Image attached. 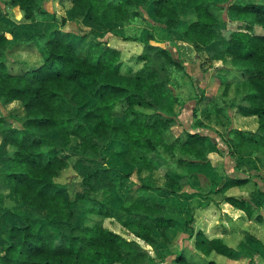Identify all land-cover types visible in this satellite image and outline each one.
I'll list each match as a JSON object with an SVG mask.
<instances>
[{
  "label": "trees",
  "instance_id": "trees-1",
  "mask_svg": "<svg viewBox=\"0 0 264 264\" xmlns=\"http://www.w3.org/2000/svg\"><path fill=\"white\" fill-rule=\"evenodd\" d=\"M71 1L68 13L97 26L90 30L96 37L114 25L142 18L152 7L151 17L164 24L166 34L180 33L197 52H221L223 39V57L241 75L230 77L228 67L215 68L223 85L222 105L216 110L227 114V108H234L243 116L257 118L256 129L229 130V148L231 155L249 150L264 168V0L231 2L225 17L220 0ZM5 4L23 11L26 20L45 14L56 17L44 0H7ZM8 27L0 9V100L21 106L20 114L0 115V138L10 148L7 164L0 167V223L20 203L45 214L25 217L23 226L10 227L0 264H157L156 258H165L158 241L171 244L179 226L195 236L196 248L206 257L223 255L225 264H264L263 252L257 251L261 258L257 260L247 249L234 248L220 237L195 233L199 201H191L188 216L181 219L170 214L167 203L143 196L160 191L193 200L194 192L184 188L189 175L183 171L207 161L210 153L211 137L199 127L171 134L178 122L173 111L174 75L190 74L185 60L175 57L164 40L144 37L136 64L123 72L121 51L102 40L82 45L84 35L60 27L23 39ZM119 35L124 40L139 39L125 32ZM196 91L203 89L196 87ZM71 101L84 107V112L74 111ZM109 142L120 147L114 162L101 157ZM69 154L99 164L85 173L84 189L74 200L55 181L69 165ZM116 169L122 172L119 177ZM126 179L131 184L124 191ZM219 180L217 190L222 191L250 177L227 175ZM225 200L253 217L254 208L246 198L227 195ZM74 202L87 206V213L95 216L93 223L74 225ZM115 213L124 216L125 227L158 255L152 256L139 241L105 226L104 219ZM54 223L62 226L60 232ZM175 262L193 264L184 251Z\"/></svg>",
  "mask_w": 264,
  "mask_h": 264
},
{
  "label": "rangeland",
  "instance_id": "rangeland-1",
  "mask_svg": "<svg viewBox=\"0 0 264 264\" xmlns=\"http://www.w3.org/2000/svg\"><path fill=\"white\" fill-rule=\"evenodd\" d=\"M6 1L0 0V9L5 13V18L7 16L13 18L11 23L7 22L8 28L14 27L15 31L19 32V29L25 26L23 22L25 17L23 19V16H21L24 15L23 11L20 12L21 14L16 15L15 9L6 5ZM67 1L44 0L45 6L52 12H54L56 2H59L63 9H67ZM234 1L248 0H220V4L223 7L221 10L222 16L225 17L226 7ZM151 14L152 7H148L142 18H138L126 25H114L112 30L105 32L102 37H96L90 32L92 28H97V26L92 25L85 19L78 20L75 18L78 23H74L73 21L69 29H66V23L64 25L61 23V26L65 30H71L74 33L84 35L82 45H86L91 40L99 39L119 49L121 51L123 72L129 66L136 64L138 55L144 49L142 39L148 35H154L157 39L164 40L175 57L185 60L190 76H187L183 71L176 72L172 85V92L177 97L176 102L173 104V111L178 115V122L173 127L171 134L173 136L182 134L185 127H199L201 131L211 137L209 140V159L207 161H200L195 166L183 171L189 175L188 182L184 188L187 191L194 192L195 197L193 200L187 199L184 196H171L169 193L160 191H148L143 193V196L151 201L157 200L167 203L170 206V214L181 219L188 216L186 208L189 203L191 201H199L201 206L195 211V233L203 231L210 237H214L215 234H222L226 238L227 243L239 249H247L257 260H261L260 253L257 251L264 253V180L262 179L264 168L249 150H245L242 155H231L229 147L232 141L228 140V132L233 127L256 129L258 125L257 118L255 116H243L234 108H227L226 112L228 115L216 110L222 105L223 97L221 95L223 85L221 79L216 74L215 68L220 65L221 67H228L229 72H226V74L230 75V77L234 75L240 76L241 74L233 70L230 63L223 57V39L220 41L221 52L209 49L197 52L192 44L181 38L180 33L166 34L164 24L155 21L151 17ZM62 18H65V16H58L60 22ZM65 19L67 22V18ZM235 25V23L228 22V26L231 28L236 27ZM244 27L241 26L240 28L244 29ZM51 30L47 29L44 32H37L36 34L49 33ZM121 32L137 36L139 39L124 40L119 35ZM196 87L203 89V92H197ZM201 93L203 95L198 97V94ZM227 100L231 101L230 99ZM70 107L79 114H82L85 110L84 107H79L77 103L72 101ZM20 111L21 106L18 102L5 104L0 100V115H8L9 113L20 114ZM9 151L10 148L5 147L0 138V167L7 164ZM119 152L120 147L109 142L102 149L101 157L108 162H114L119 157ZM68 161L69 165L59 173L55 181L62 184L69 198L74 200L76 193L84 189L82 181L85 173L95 169L99 164L97 161H89L82 156L71 154L68 155ZM180 171L182 170L180 169ZM121 173L119 169L114 171L117 177ZM227 175L239 178L250 177V180L244 184L230 187L226 192L224 190L218 191L217 189L221 187L219 179ZM158 180L160 183L162 178H158ZM130 184V179L124 180L123 190L125 191ZM232 194L249 200L254 208L253 217H249L243 210H239L237 207H232L228 204L222 206V203L226 201L225 197ZM8 204H11L10 200H8ZM73 207L75 211L74 225L85 226L93 223L95 216L91 217L87 213V206L84 203L74 202ZM44 214L45 211L24 203L15 206L12 212L5 213L0 223V252L8 238L10 227L13 225L23 226L25 224V217H43ZM258 215L262 218L258 219ZM124 224V216L118 213L104 219L105 226L110 227L128 239L139 241L152 256L158 255L151 245L135 237ZM51 225L58 232L62 229L60 224L54 223ZM189 233L183 226H179L176 237L171 244L158 241L157 247L165 258H156V263L178 264L175 262V258L181 251H184L190 256L191 263L193 264H209L210 260H214L215 264H225L226 257L223 255L206 257L196 248V238L190 236Z\"/></svg>",
  "mask_w": 264,
  "mask_h": 264
},
{
  "label": "crops",
  "instance_id": "crops-1",
  "mask_svg": "<svg viewBox=\"0 0 264 264\" xmlns=\"http://www.w3.org/2000/svg\"><path fill=\"white\" fill-rule=\"evenodd\" d=\"M71 2V0H68L67 2H66V4H67V9H63L62 8V6L60 5V3L59 2H56V5H55V7H54V12L55 13H57V15H56V17H54L53 15H51V14H45V15H43L40 19H38V20H35V21H31V20H24L23 22H24V24H25V26L24 27H22V28H20L19 29V32L18 31H16V33H17V35H19L21 38H23V39H28L29 37H31L32 35H35L37 32L38 33H40V32H44V31H46L47 29H49V30H51V29H54V28H57V27H60L61 29H64L62 26H61V22L58 20V16H65V18H67V22H66V29L68 28H70V26H72V22L74 21V23H78V22H76L77 20L75 19V16L72 14V13H68V9L71 7V5H72V2ZM68 4H69V6H68ZM60 6V7H59ZM15 12H16V15H18V14H21L19 11H17L16 9H15ZM21 16H23L22 18L24 19V15H21ZM5 20L7 21V22H9V23H11V21H13V18L12 17H10V16H7L6 18H5ZM233 24V23H232ZM122 26V25H121ZM11 29H15L14 27L13 28H11ZM65 30V29H64ZM23 31V32H22ZM68 31H71V30H68ZM109 32V31H108ZM19 33V34H18ZM24 36V37H23ZM106 42V41H105ZM190 44V43H189ZM107 45H109V46H111V44H108L107 43ZM112 47V46H111ZM219 67H221V65L219 66ZM228 189V188H227ZM227 189H225L224 190V192H226L227 191ZM232 195H234V196H236L235 194H232ZM231 205L232 207H235V206H233L232 204H230V203H228L227 201H225V202H223L222 203V206L223 205ZM197 208H199V207H197ZM197 208H195V211H196V209ZM239 209V208H238ZM240 210V209H239ZM196 216H195V212H194V218H195ZM206 234V233H205ZM208 235V234H207ZM195 237V236H194ZM210 237V236H209ZM214 237H220V238H222L225 242H226V238L224 237V235H222V234H215L214 235ZM210 238H213V237H210ZM227 243V242H226ZM227 244H229V243H227ZM230 245V244H229ZM230 246H232V245H230ZM232 247H234V246H232ZM234 248H236V247H234Z\"/></svg>",
  "mask_w": 264,
  "mask_h": 264
},
{
  "label": "water",
  "instance_id": "water-1",
  "mask_svg": "<svg viewBox=\"0 0 264 264\" xmlns=\"http://www.w3.org/2000/svg\"><path fill=\"white\" fill-rule=\"evenodd\" d=\"M101 159V158H100Z\"/></svg>",
  "mask_w": 264,
  "mask_h": 264
}]
</instances>
